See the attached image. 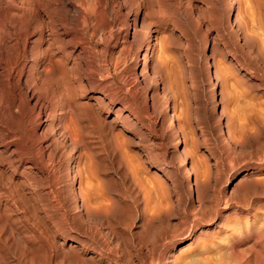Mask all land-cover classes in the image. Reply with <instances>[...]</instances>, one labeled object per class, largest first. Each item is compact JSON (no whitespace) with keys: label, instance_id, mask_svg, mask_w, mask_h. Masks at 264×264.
<instances>
[{"label":"rangeland","instance_id":"1","mask_svg":"<svg viewBox=\"0 0 264 264\" xmlns=\"http://www.w3.org/2000/svg\"><path fill=\"white\" fill-rule=\"evenodd\" d=\"M23 1L53 33L0 80V264H264V0Z\"/></svg>","mask_w":264,"mask_h":264},{"label":"bare ground","instance_id":"2","mask_svg":"<svg viewBox=\"0 0 264 264\" xmlns=\"http://www.w3.org/2000/svg\"><path fill=\"white\" fill-rule=\"evenodd\" d=\"M32 1H34V0H32ZM31 1V2H32ZM36 1V0H35ZM42 1V0H41ZM57 1H60V0H57ZM92 1V0H91ZM118 1V0H117ZM43 2H45V0L43 1ZM47 2V1H46ZM50 3H51V1H49ZM22 3H24V1L22 0V1H20V2H16V0H15V2H14V0H0V80H1V82H2V84H3V86L4 85H6L8 88L9 87H11V88H13V89H16V87L19 89V84H20V81H21V76H22V74L24 73V72H28L29 74H30V76H28L27 75V78L29 79L30 77H32V75H34L35 77H38L39 76V74L40 73H44L45 72V70L41 67V65L38 63L39 62V60L40 59H43V55H45V54H43V53H45L46 51H44V50H42V51H44L43 53H40L39 51H38V46H39V41L40 40H43L44 39V41L46 42V43H48L49 41H51V39H50V37H52L51 36V34L53 33H48L47 34V36L44 38V36H43V33H42V31L45 29L46 30V28H48L49 27V23L51 24V22H49L48 24H46V23H44V21H39L38 23H36L33 27H34V29L35 30H38L37 32H38V36H36V38L35 39H31L30 41H28V36H30L31 34L30 33H32V32H28V30L30 29V25H31V19H33L34 20V16H31L30 14H28L29 15V17L31 18H29L28 17V15L26 14L27 12H24V11H26V8L25 9H23L24 11H23V13L21 12L22 11V8L21 7H23V6H27L30 2L28 1V3L26 2L25 4H22ZM32 3H34V7L36 6V4H38L37 3V1L36 2H32ZM31 3V4H32ZM65 3V2H64ZM66 3H67V1H66ZM117 2H115V4H116ZM119 3V2H118ZM117 3V5H119V6H124V7H127L128 8V10L130 11V12H132L133 10H131L132 9V7H134L135 6V8L137 7V6H139V7H146L147 8V10H148V13L151 15L154 11L152 10L153 8H151L150 7V5H149V0H121V3L120 4H118ZM47 4V3H46ZM57 4V3H56ZM59 4H60V2H59ZM89 4V3H88ZM104 3H102V5H103ZM43 4H40V6H42ZM101 5V0H93V6H92V8L95 10V12H94V10H93V12H94V14H93V16L95 15L96 17L95 18H98V19H104V15H106V13L104 14L103 12V9H102V6ZM108 5V4H107ZM3 6H5V8H3ZM28 6H30V5H28ZM40 6H38V8L40 7ZM58 6V5H57ZM61 6V5H60ZM115 6V5H114ZM32 7V6H31ZM31 7H29V8H31ZM44 7V6H43ZM49 7V6H48ZM70 7V6H69ZM86 7V6H85ZM87 7H89V6H87ZM87 7H86V9H87ZM104 7V6H103ZM28 8V7H27ZM66 8V7H65ZM65 8H62L61 9V11H63V9H65ZM79 8V7H78ZM116 8H118V7H116ZM115 8V9H116ZM140 8V9H141ZM41 9V8H40ZM43 9V8H42ZM41 9V10H42ZM47 9V8H46ZM56 9V8H55ZM71 9V8H70ZM20 10V11H19ZM59 10V9H58ZM68 10V9H67ZM72 10H73V8H72ZM80 10V9H79ZM89 10V9H88ZM87 10V12L89 13V11ZM104 10H106V9H104ZM118 10V9H117ZM124 10V9H123ZM14 11V12H13ZM17 12V14H11V12L12 13H16ZM34 11H35V8H34ZM48 11V10H47ZM66 11V10H65ZM69 11V10H68ZM119 11H120V9H119ZM20 12V14H18ZM56 12V11H55ZM107 12V11H106ZM129 12V13H130ZM146 12V11H145ZM28 13H30V12H28ZM39 13V12H38ZM54 13V12H53ZM63 13V12H62ZM66 13H67V11H66ZM70 13V12H69ZM83 13V12H82ZM117 13V12H116ZM40 14V13H39ZM126 14H128V13H126ZM46 15H48V14H46ZM59 15V14H58ZM73 15V14H72ZM86 15V14H85ZM149 15V16H150ZM153 15V14H152ZM76 16V15H75ZM113 16V15H112ZM40 18H41V16H39ZM76 17H79V16H76ZM117 17V16H116ZM115 17V18H116ZM127 17V16H126ZM132 17H134V16H132ZM131 17V18H132ZM145 17H146V15L144 14V16L142 17V19H141V23L140 24H138V20L135 18V19H133V21H132V27H131V38L132 39H134L135 41H138L140 44L142 43V42H144V43H147V45H148V47L150 46V33L149 34H146V35H144L143 34V31H145L144 29H143V27H144V23H145ZM38 18V17H37ZM48 18V17H47ZM92 18V17H91ZM105 18L107 19V16H105ZM42 19V18H41ZM69 19V18H68ZM90 19V18H89ZM45 20V19H44ZM47 20V19H46ZM45 20V22H47ZM74 20H80V19H74ZM83 20V17H82V19H81V21ZM85 20V19H84ZM94 20H96V19H94ZM105 20V19H104ZM35 21V20H34ZM88 21V20H87ZM91 21V20H90ZM99 21V20H98ZM102 21V20H101ZM149 21V20H148ZM33 22V21H32ZM37 22V21H36ZM70 22H71V20H70ZM75 22V21H74ZM79 22V21H78ZM97 22V21H96ZM107 22V21H106ZM109 22V21H108ZM81 23H83V22H81ZM80 23V24H81ZM85 23V22H84ZM100 23V22H99ZM34 24V22L32 23V25ZM44 24L46 25V26H44ZM53 24H55V22H53ZM75 24V23H74ZM129 24V23H128ZM152 24V23H151ZM31 25V26H32ZM79 25V24H78ZM50 26H52V25H50ZM53 27V26H52ZM54 27H55V25H54ZM52 28V30L51 31H53V29H55V28ZM130 28V27H129ZM148 28V27H147ZM149 29V28H148ZM34 30V31H35ZM79 30V29H78ZM143 30V31H142ZM31 31H33V30H31ZM33 31V32H34ZM55 31V30H54ZM47 32V31H46ZM49 32V31H48ZM56 32H58V31H56ZM150 32V31H149ZM35 34V33H34ZM54 38V37H53ZM43 41V42H44ZM30 42V43H29ZM28 43L30 44V45H32V47L30 46V49L29 50H27L28 49ZM145 46H146V44H144ZM52 46V45H51ZM51 46H49V48H51ZM139 47V46H138ZM152 47V46H151ZM40 50V49H39ZM50 50V49H49ZM50 52H52L51 50H50ZM47 54V53H46ZM144 56V55H143ZM48 58H49V56H48ZM51 58V57H50ZM49 58V59H50ZM145 58V57H144ZM143 58V59H144ZM46 60L45 61V63L50 67V64H51V62H50V60ZM54 59V58H53ZM206 59V58H205ZM52 60V59H51ZM145 61V60H144ZM41 62V61H40ZM208 62V61H207ZM53 63V62H52ZM55 63V62H54ZM144 64V63H143ZM53 65V69H55L54 68V64H52ZM1 66H3V67H1ZM56 66V65H55ZM61 66V65H60ZM48 67V68H49ZM59 67V64H58V66H57V68ZM145 67V66H144ZM47 68V69H48ZM51 68V69H52ZM205 68V67H204ZM52 69V70H53ZM145 69V68H144ZM50 70V69H49ZM141 70H143V68H141ZM51 71V70H50ZM58 71H60V70H58ZM209 71V70H208ZM52 72V71H51ZM53 72H55V71H53ZM27 73V74H28ZM142 73V72H141ZM207 73V72H206ZM26 74V73H25ZM54 74V73H53ZM24 76H26V75H24ZM45 76V75H44ZM50 76V75H49ZM39 80H41V79H39ZM38 80V81H39ZM36 81V80H35ZM32 82V81H31ZM34 82H32V84H33ZM41 83H43V85H44V83H46L45 81L44 82H41ZM1 84V85H2ZM31 84V85H32ZM35 84V83H34ZM33 84V85H34ZM38 84H40V81L38 82ZM42 85V86H43ZM47 85V84H46ZM57 85V84H56ZM2 86V87H3ZM19 86V87H18ZM26 87V86H25ZM28 87V86H27ZM30 87V86H29ZM31 87H33V86H31ZM41 87V86H40ZM39 87V88H40ZM51 87V86H50ZM53 87V86H52ZM55 87V86H54ZM62 87H63V85H62ZM64 87H65V84H64ZM21 88V87H20ZM38 88V89H39ZM4 90L6 89V88H3ZM3 89H2V91H3ZM10 89V88H9ZM9 89H8V91H9ZM13 89H12V91H13ZM56 89H57V87H56ZM65 89H66V87H65ZM0 90H1V88H0ZM33 90H34V88H33ZM33 90L31 91L32 93H33ZM46 90V89H45ZM44 90V91H45ZM53 90H55V89H53ZM52 90V91H53ZM59 90V89H58ZM19 91V90H18ZM39 91V90H38ZM42 92H43V90H41ZM41 91H39V92H41ZM61 91V90H60ZM7 91H5V93H6ZM35 92V91H34ZM55 92V91H54ZM57 92H59V91H57ZM56 92V93H57ZM66 92V91H65ZM64 91H63V93H65ZM68 92H69V90H68ZM14 93V92H13ZM38 93V92H37ZM62 93V94H63ZM15 94V93H14ZM19 94V93H18ZM17 94V95H18ZM27 94V93H26ZM36 94V93H35ZM62 94H56V95H58V96H63ZM37 95V94H36ZM51 95V94H50ZM66 95V94H65ZM15 96V95H14ZM38 97V96H37ZM66 97V96H65ZM15 98V97H14ZM19 98H21V96L19 97ZM36 98V97H35ZM59 98V97H58ZM57 98V99H58ZM64 98V97H63ZM67 98V97H66ZM17 99H18V97H17ZM42 99V98H41ZM50 99V98H49ZM49 99H42L41 101L42 102H45V106H46V104H51V100H49ZM8 100V99H7ZM10 100V99H9ZM8 100V101H9ZM11 100H12V96H11ZM35 100V99H34ZM44 100V101H43ZM60 100H64V99H60ZM67 100V99H66ZM66 100H64L63 102H67ZM7 101V102H8ZM20 101H21V99H20ZM38 101V100H37ZM70 101V100H69ZM6 102V104L8 105V103L10 102H8L7 103ZM16 102V101H15ZM17 102H18V100H17ZM16 102V103H17ZM40 102V101H39ZM58 102V101H57ZM60 102V101H59ZM21 103V102H20ZM61 103V102H60ZM73 102H71V104H72ZM1 104H2V102H1ZM13 104V102L11 103V105ZM24 104V103H23ZM35 104V103H34ZM39 104V103H38ZM40 105H42V103L40 104ZM39 105V106H40ZM62 105H63V103H62ZM1 106V105H0ZM3 106H4V101H3V104H2V108H3ZM15 106H16V104H15ZM50 106V105H49ZM57 104H56V106L54 105V104H51V106L49 107V111H48V113H44L45 115V120H44V124H43V126H42V131H41V129H40V131H41V134H42V136H44V137H47V135L45 134V133H47V130H48V128H50V122H52V120H54L55 118H65V113L64 114H61V113H59V112H57V114L58 115H56L55 117H53L52 118V116H51V113H52V109H56L57 108ZM61 106V105H60ZM64 108H63V110H65L66 111V109H67V111H69L68 112V116H69V113H70V104H69V102H68V104L67 103H64ZM10 107V106H9ZM8 107V108H9ZM40 108H42V107H40ZM46 108V107H45ZM75 108V107H74ZM73 108V111H71V112H74V109ZM4 109V108H3ZM2 109V110H3ZM10 110H12L11 108H10ZM23 111V110H22ZM38 111V110H37ZM75 111H78V110H75ZM8 112V111H7ZM10 112V111H9ZM24 112V111H23ZM22 112V113H23ZM47 112V111H46ZM55 112V111H54ZM4 113V112H3ZM11 113V112H10ZM75 113V112H74ZM17 114V113H16ZM37 114V113H36ZM42 114V113H41ZM56 114V113H55ZM71 114H73V113H71ZM70 114V115H71ZM76 114V113H75ZM11 115V114H10ZM25 115V114H24ZM67 115V114H66ZM6 116V115H5ZM12 116V115H11ZM10 116V117H11ZM15 116V115H14ZM22 116V115H21ZM76 116H77V118H78V115L76 114ZM76 116H72L73 117V119H74V117H76ZM9 117V116H8ZM7 117V118H8ZM38 117V116H37ZM6 118V117H5ZM6 118V119H7ZM52 118V119H51ZM81 118V117H80ZM9 119V118H8ZM14 119V118H13ZM40 118H38V120H39ZM10 120V119H9ZM56 120H58V119H56ZM64 120V119H63ZM64 122V121H63ZM66 122V121H65ZM64 122V123H65ZM60 123V122H59ZM63 123V124H64ZM80 123V122H79ZM56 124V123H55ZM62 124V123H61ZM30 125V124H29ZM67 125V124H66ZM55 127V126H54ZM53 127V128H54ZM57 127V126H56ZM64 129H67V126H65V124H64ZM52 128V129H53ZM62 128L63 127H61V125H58V127H57V129L58 130H62ZM34 129V128H33ZM38 129V128H37ZM77 129V128H76ZM54 130V129H53ZM57 130V131H58ZM33 132H34V130H33ZM76 132V131H75ZM36 133V132H35ZM34 133V134H35ZM66 133H69V132H66ZM33 134V135H34ZM37 134V133H36ZM39 134V133H38ZM62 135L61 136H63L64 137V139L65 140H67L68 141V144L70 143L72 146H74V143H72L65 135H63L64 133H61ZM46 135V136H45ZM53 135V134H52ZM51 135V136H52ZM40 136V135H39ZM55 136V135H54ZM53 136V137H54ZM41 137V136H40ZM57 139V138H56ZM63 139V138H62ZM59 140H60V138H59ZM78 143H79V139H78ZM67 144V145H68ZM65 145H66V143H65ZM71 145H70V147H71ZM78 146V145H77ZM82 146V145H81ZM84 146V145H83ZM176 146V145H175ZM75 147V146H74ZM74 150V149H73ZM72 150V151H73ZM75 150H77V147L75 148ZM74 150V151H75ZM78 151V150H77ZM72 157V156H71ZM184 162V161H183ZM183 162H182V164H183ZM181 166V165H180ZM29 167V166H28ZM28 167H27V169H28ZM179 175V174H178ZM181 176V179L182 180H187L188 181V179H189V172H188V169H187V167L186 166H184V171H183V173L182 174H180ZM251 175V174H250ZM195 181V180H194ZM197 181V180H196ZM182 182V181H181ZM198 182H192V187H193V191L195 192V190H199V187L201 186V184H197ZM186 184V183H185ZM188 184V183H187ZM186 184V185H187ZM190 185H191V183H190ZM189 185V186H190ZM197 185H200L199 187L197 186ZM191 186L189 187V195L193 192L192 190H191V188H192ZM74 188V187H73ZM77 190V189H76ZM199 191H197L196 193L197 194H199L198 193ZM75 193V192H74ZM78 193V192H77ZM76 193V194H77ZM52 194V193H51ZM78 195V194H77ZM74 196V195H73ZM196 196H198V195H196ZM196 196H195V199H196ZM79 198V197H78ZM188 198H189V196H188ZM76 199V198H75ZM192 199V198H191ZM74 201V200H73ZM84 201H82V203H83ZM85 204L87 203V202H84ZM83 203V204H84ZM73 204V203H72ZM77 205V204H76ZM87 205H88V203H87ZM84 206V205H83ZM87 207H89V206H87ZM87 207H84V209H85V212H87V211H89V209L87 208ZM150 208V207H149ZM88 209V210H87ZM147 209V208H146ZM70 249H72V248H70ZM71 252V251H70ZM254 253V252H253Z\"/></svg>","mask_w":264,"mask_h":264}]
</instances>
